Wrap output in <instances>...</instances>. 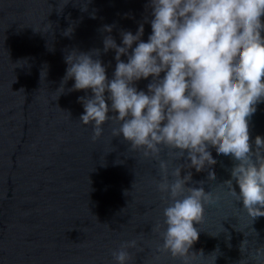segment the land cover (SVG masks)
Instances as JSON below:
<instances>
[{
	"label": "water",
	"instance_id": "obj_1",
	"mask_svg": "<svg viewBox=\"0 0 264 264\" xmlns=\"http://www.w3.org/2000/svg\"><path fill=\"white\" fill-rule=\"evenodd\" d=\"M145 4L0 0V264H116L112 252L134 239L137 249H129L134 257L129 264H181L156 252L163 244V210L170 202L156 187L158 161L144 159L122 138H113L119 124L111 120L93 143V127L79 121L84 109L78 97L90 96V90L70 92L74 80H69L63 94L57 91L69 51L102 52L105 25L115 26L111 34L120 44L119 32L135 34L146 17ZM70 27L71 36H65ZM144 29L146 41L150 24ZM114 56L110 50L100 57L105 66L111 64L109 79ZM45 66L47 75L41 76ZM150 79L137 88L146 91ZM249 129L253 141L264 137V103L257 105ZM212 155L215 180L207 179V170H191L194 184L189 186L204 181L205 191L219 200L206 205L202 222L194 224L199 238L189 252L197 255L189 264H256L249 254L264 245V217L252 221L223 184L231 179L233 159L214 149ZM161 159H170L167 149ZM179 163L171 161L169 173ZM157 224L160 232H153Z\"/></svg>",
	"mask_w": 264,
	"mask_h": 264
},
{
	"label": "clouds",
	"instance_id": "obj_2",
	"mask_svg": "<svg viewBox=\"0 0 264 264\" xmlns=\"http://www.w3.org/2000/svg\"><path fill=\"white\" fill-rule=\"evenodd\" d=\"M145 9L135 34L119 32L120 44L111 34L114 25L101 29L106 33L103 54L115 53L111 79V64L104 65L101 49H72L64 57L67 68L57 91L63 94L69 80H74L70 92L90 90V96L78 97L84 109L79 121L93 127V143L111 120L119 124L113 138H122L144 159L158 161L156 187L170 202L163 210L166 230L156 252L189 264L197 255L189 252L199 238L194 224L202 222L206 205L219 200L205 191L204 181L189 186L194 184L191 170H207V179L215 180L213 149L234 161L231 179L223 182L229 193L252 221L264 217V137L253 141L249 129L257 105L264 103V0H146ZM145 23L151 27L146 41ZM72 32L70 27L64 35ZM42 73L47 75L46 66ZM149 78L146 91L137 88ZM165 149L169 160L161 159ZM176 160L181 163L169 173ZM160 228L157 224L152 231ZM129 249H137V240L112 252L116 264L134 259ZM249 258L262 264L264 245Z\"/></svg>",
	"mask_w": 264,
	"mask_h": 264
}]
</instances>
